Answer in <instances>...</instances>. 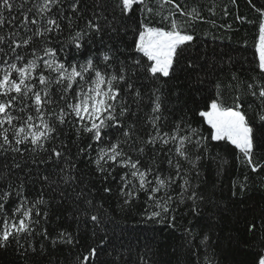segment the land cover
<instances>
[{
	"label": "snow or ice",
	"instance_id": "obj_1",
	"mask_svg": "<svg viewBox=\"0 0 264 264\" xmlns=\"http://www.w3.org/2000/svg\"><path fill=\"white\" fill-rule=\"evenodd\" d=\"M172 3L156 0L158 7ZM96 6L105 8L101 0H96ZM174 6L176 12L162 15L150 7V0H113L112 20H108L95 8L87 15L85 0H0V157L13 161L0 169V247L11 241L23 247L21 239L33 237L40 217H47L41 208L46 204L44 193L34 200L24 194L27 181L14 172L23 170L18 158L28 154L32 163H63L58 180L43 177L50 184L70 186L78 179L61 139L68 130L74 132L76 141L87 137L89 143L77 145L78 153L89 155V163L104 180L124 170L118 173L117 185L122 209L133 207L143 194V220L168 221L173 228L181 208L187 209L185 215H201L205 203L198 191L202 164L219 160L223 167L226 161L219 153L212 155L221 142L232 145L240 154L237 159L243 157L253 172L258 170L260 166L253 162L254 151L261 146L254 140L256 125L242 110L239 95L231 107L220 95L210 97V104L198 112L201 123L211 129L208 136L183 116L169 121L165 115V111L172 113L166 108L163 85L180 68L187 46L196 38L181 27L176 14L203 20L197 8L186 12L179 4ZM256 10L264 16V9ZM137 11L144 18L137 21L127 48L108 43L97 52L89 50L91 44L104 45L105 37L123 40L115 20L117 16L132 19ZM156 15H160L158 22L152 19ZM256 52L261 75L254 78L255 85L247 87L260 100L255 120L264 127V22L259 25ZM186 66L194 67L192 63ZM232 78L238 79L235 74ZM103 191L111 193L112 188L106 186ZM85 203L90 206L92 200ZM91 220L100 223L96 214ZM39 234L49 239L46 230ZM197 238L199 244L193 245ZM184 239L189 264H215L207 251L210 237L203 230L185 227ZM58 240L72 243L65 233H59L51 244L55 246ZM89 255L95 258L97 250L91 249ZM88 259L84 257L85 264ZM256 264H264V253L258 254Z\"/></svg>",
	"mask_w": 264,
	"mask_h": 264
},
{
	"label": "trees",
	"instance_id": "obj_2",
	"mask_svg": "<svg viewBox=\"0 0 264 264\" xmlns=\"http://www.w3.org/2000/svg\"><path fill=\"white\" fill-rule=\"evenodd\" d=\"M101 2L105 4L104 9L96 6V0H85L86 14L90 16L95 8L98 14L103 11L108 20H112L113 0ZM175 4L186 12L197 8L203 20H190L176 14L181 27L196 38L187 46L180 68L163 85L166 108L172 113L169 115V111H165V115L169 116V121L183 116L208 136L211 129L201 123L198 112L205 110L206 103L210 104V97L220 95L225 105L231 107L234 97L239 95L242 110L256 125L254 140L261 146L254 151L253 162L260 166L258 170L253 172L243 157L237 159L240 154L232 145L221 142L212 155L219 153V158L226 161L223 167L219 160L208 159L202 164L198 191L205 197V203L201 205V215L197 217L191 212L185 215L187 209L181 208L173 228L168 226V221L143 220V194L133 207L122 209L123 200L118 197L117 185L120 183L118 173L124 170L118 169L113 174L115 178L104 180L89 163V155L78 153L77 145L89 143L87 137L76 141L74 132L68 130L61 139L75 164L73 175L78 177L70 186L43 180L46 175L58 180L63 163H32L33 157L28 154L17 159L23 170L15 169L14 172L27 181L24 194L34 200L43 192L46 204L41 208L47 217H40L41 224L33 237L21 239L23 247L15 241L0 247V264H85V256L89 257L87 264H189L185 227L195 232L203 230L210 237L211 247L207 251L215 264H256L258 254L264 253V127L255 120V113L261 109L260 100L252 96L247 87L255 85L254 78L261 75L256 46L264 16L256 9H264V0H173L163 7H158L156 0H150V7L157 8L162 15L176 12ZM143 18L140 11L132 19L121 20L117 16L115 24L120 27L123 40L118 37L108 41L105 37L104 45L97 42L89 45V50L97 52L108 43L127 48L134 39L132 33L137 21ZM152 19L158 22L160 15ZM82 59L77 57V60ZM188 63L194 67L188 68ZM233 74L238 79L234 80ZM5 163L11 165L13 161L9 157L5 162L0 157V169ZM106 186L112 188L111 193L103 191ZM88 199L92 200L90 206L85 203ZM92 214L98 216L99 224L91 220ZM39 230H46L49 239L45 240ZM59 233L69 235L72 243L58 240L53 246L51 240L58 239ZM192 243L198 245L199 238ZM93 248L97 250L95 258L89 255ZM199 251L205 250L201 247ZM200 259L203 261V255Z\"/></svg>",
	"mask_w": 264,
	"mask_h": 264
}]
</instances>
